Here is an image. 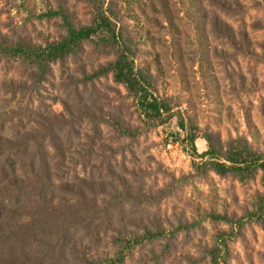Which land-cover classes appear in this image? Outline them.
<instances>
[{
	"label": "rangeland",
	"instance_id": "1",
	"mask_svg": "<svg viewBox=\"0 0 264 264\" xmlns=\"http://www.w3.org/2000/svg\"><path fill=\"white\" fill-rule=\"evenodd\" d=\"M237 1L241 12L226 15L214 0H0V33L37 45L65 36L58 11L89 25L93 7L101 4L150 78L162 105L151 119L111 74L83 90L75 79L80 70L106 66L115 51L93 37L52 66L53 78L41 84V103H35L70 119V167L81 173L84 159L88 173L101 169L109 182L102 167L110 166L119 193H132V204L115 215L116 231L128 224L132 234L144 228L157 234L133 246L123 264H211L216 248L219 264H264V214L249 215L264 195L261 173L243 181L217 175L190 142L193 137L200 154L209 144L219 148L245 136L264 153V9L255 0ZM26 72L21 63L0 61V79ZM82 103L87 114L75 109Z\"/></svg>",
	"mask_w": 264,
	"mask_h": 264
},
{
	"label": "trees",
	"instance_id": "2",
	"mask_svg": "<svg viewBox=\"0 0 264 264\" xmlns=\"http://www.w3.org/2000/svg\"><path fill=\"white\" fill-rule=\"evenodd\" d=\"M231 1L214 0V5L226 15L241 12L239 1ZM255 1L264 9V0ZM57 14L65 28V36L58 41L37 45L0 33V61L18 62L27 69L21 78L0 79V264H123L133 246L157 234L145 225L140 226L144 228L142 235L128 232V224L116 231L118 221L115 224L114 219L126 203L132 204V193H119L110 166L102 167L111 177L109 182L98 173L101 169L97 175L88 173L84 159L79 161L81 173L70 167V119L35 103H41V84L53 78L52 66L65 62L95 37L97 42L112 44L113 58L91 73L81 69L75 78L78 85L84 90L94 79L111 74L140 102L150 119L160 116L162 105L150 87V78L135 65L130 48L124 46L108 8L95 5L89 25L74 23L61 11ZM230 31L234 47L236 33ZM244 39L247 41L246 36ZM261 49L264 53V44ZM2 94L11 98L5 100ZM65 108L68 117L72 116L70 107ZM75 109L81 114L88 112L85 103ZM190 142L193 154L206 157L204 165L215 174H231L243 181L260 172L264 183V153L254 150L245 136L229 138L219 148L209 144L200 154L195 151L193 137ZM258 197L261 205L249 215L261 219L264 195ZM219 251L216 248L211 254V264L220 263Z\"/></svg>",
	"mask_w": 264,
	"mask_h": 264
}]
</instances>
